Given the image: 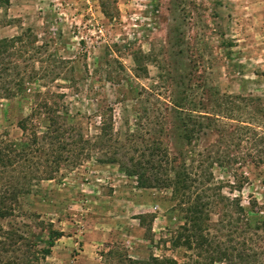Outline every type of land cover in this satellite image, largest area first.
Returning <instances> with one entry per match:
<instances>
[{"label":"rangeland","instance_id":"rangeland-1","mask_svg":"<svg viewBox=\"0 0 264 264\" xmlns=\"http://www.w3.org/2000/svg\"><path fill=\"white\" fill-rule=\"evenodd\" d=\"M12 36L21 40L0 70V147L14 161L0 163V195L20 192L0 216V264H26L49 228L62 235L37 264H224L214 258L220 243L242 247L243 264H264V228L235 224L220 199L238 195L220 191L231 179L220 157L250 162L247 138L264 134V0H0V38ZM134 51L144 55L137 71ZM17 83L24 92L11 96L5 88ZM46 91L63 94L67 132L27 145L16 121ZM193 117L204 128L188 142ZM102 119L112 131L100 139ZM152 146L154 158L180 152L187 170H204L201 246L177 240L181 195L156 180L139 187L112 161L146 164ZM239 171L248 177L241 203L264 201V166Z\"/></svg>","mask_w":264,"mask_h":264},{"label":"trees","instance_id":"trees-1","mask_svg":"<svg viewBox=\"0 0 264 264\" xmlns=\"http://www.w3.org/2000/svg\"><path fill=\"white\" fill-rule=\"evenodd\" d=\"M20 40L19 36L0 38V70L4 69V66L2 65L5 64L3 62L5 56H7V54H11L9 50L14 47V44L17 41ZM143 56L141 51H134L131 53L134 64L133 71L140 69L139 66L141 65ZM24 89L25 87L22 86L21 83H17V89L13 92H10L9 88H5L11 96L15 95L19 91L24 92ZM62 96V93L48 91L35 92L33 94V101L29 114L16 121L17 127L22 131V133H24V135H27V145L28 141L36 142L37 140L46 139L52 143L53 141L58 142L60 140H64V135L67 132V127H65L64 124L66 117L64 114L59 113V109H61L63 105L61 101ZM173 105L179 107L176 104ZM192 122V126L189 129L184 130V133L181 135V137L186 139L188 142L191 140L192 135L196 136V134L201 132L204 128L202 122L195 120V117L192 118ZM100 124L98 137L103 139L110 136L112 131L110 121L102 119ZM40 126L43 130L40 133H37L35 130ZM253 135L251 138H247V140H250L249 150L246 149L247 155L250 157V162H246L245 156H239V154L225 160H223L222 156L220 157V167L224 168L226 173H228L231 177L230 180H225L223 182L220 181V191L223 187H227L230 193L234 191L238 193V195L229 198L228 196H222L220 192V199H227V205H229V208L235 214V218L233 220L235 224L242 225L246 228L250 227L254 229H262L264 228V201H260L252 194H249L246 204H242L239 195L243 185L248 183L247 175L243 174L242 171H239L241 166L251 164L254 169H261V167L264 166V134ZM61 143L65 144L63 141H61ZM18 144L20 147H24L26 143L21 141ZM13 146H15L14 143ZM64 147L65 146H62L61 148ZM158 148V146H152L149 149L150 154L148 155V158L144 160L146 164H142V161L133 158L130 160L129 164H126L124 161L117 158H113L114 160L112 161H116L119 169L125 174L135 176L136 183L139 187H153V182L156 180L161 181L164 187H170L176 197L181 195L179 207L182 212L181 219H183V222L180 225L182 232L177 235V240L182 237L181 243L187 248L190 247V243L192 241L194 242V245L201 246L202 242L205 241L202 234L199 233L203 210L201 208L202 203H200V195L196 193V189L198 188L195 182H200L199 174L202 176L204 174V170L199 171V174H197L195 170L194 172L191 169L187 170L183 164V158L181 157L180 152H173L171 156H166L165 149H162L161 158H154L153 153ZM15 153L16 152H13L12 154L15 155ZM16 154L19 155V153ZM61 157L62 154L58 153L52 156L51 162L55 164L48 165V169L44 172V177L46 179H51L52 175L58 170V164L61 161ZM11 161H14V158L6 153L5 148L0 147L1 165H5V163H10ZM156 169L164 172L163 178H156ZM151 173L153 176H150ZM193 191H195L194 193L196 194L193 199H190ZM16 192L20 191H18L16 186H14L9 191V194L0 195L1 217L11 213V206L9 204H5V199L8 201L13 200ZM183 196H185L184 200L182 199ZM141 217L142 215H139L137 218L140 219ZM237 225L235 227H237ZM183 232H189L190 236L188 234H184ZM61 235L62 232L60 230L49 228L48 232L41 236L39 240L40 246L36 247L35 245L37 244H34V248L32 250L33 256L32 258L26 259L25 263L37 264L39 259H44L50 253V248L52 247L54 241ZM233 248L234 247L230 248L229 246L220 243V256H214V258L224 264L245 263L246 259H244L245 256L243 255L245 254V250L242 249V247ZM234 251H236L237 258H234L233 256ZM127 261L130 264L139 263L138 261L130 258H128Z\"/></svg>","mask_w":264,"mask_h":264}]
</instances>
